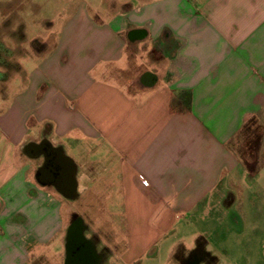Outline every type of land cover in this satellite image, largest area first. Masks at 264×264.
<instances>
[{
	"label": "crops",
	"instance_id": "1",
	"mask_svg": "<svg viewBox=\"0 0 264 264\" xmlns=\"http://www.w3.org/2000/svg\"><path fill=\"white\" fill-rule=\"evenodd\" d=\"M133 1L109 18L78 7L35 70L11 68L26 88L0 108V264L60 259L66 200L92 192L120 202L130 264L175 214L245 188L249 166L264 176V0ZM140 39L158 72L136 63ZM41 139L72 164L74 194L69 171L37 178Z\"/></svg>",
	"mask_w": 264,
	"mask_h": 264
},
{
	"label": "rangeland",
	"instance_id": "2",
	"mask_svg": "<svg viewBox=\"0 0 264 264\" xmlns=\"http://www.w3.org/2000/svg\"><path fill=\"white\" fill-rule=\"evenodd\" d=\"M188 2L192 7L200 8V0ZM9 3L16 11V16L11 19L10 25L8 23L5 25L8 8L6 4ZM129 3L137 2L133 0H0V39H3L2 41L9 48H19L21 54L14 58L15 67L29 73L37 68L43 52L50 51L55 46L66 19L74 16L78 7L79 16L92 13L91 15L94 14L99 18H109L116 8L119 9ZM145 42V39L133 42L134 45H139L136 49L135 61L142 68L158 72L159 65L154 61V53L151 57V52L146 51L149 48ZM129 65L133 67L134 63L130 62ZM129 65L126 66L125 73L129 72ZM135 80H132L133 85H136ZM122 81L126 82L124 79ZM122 81L120 80L121 83ZM133 85H125L124 88L134 91ZM25 88L24 79L16 71L11 73L10 79L8 77L0 80V108L8 107L7 102L5 103L6 97L19 94ZM101 149L103 152L99 151V153H107L104 147ZM254 169L249 168L251 172L245 188L234 187L235 193H226L225 191L228 190L222 189L220 199H206L190 212L175 214L172 228L163 232L156 239L152 249L144 253L135 264H188L189 262L264 264V176L254 173ZM93 185L97 191L100 190V183ZM88 196L86 203H83L82 198L66 200L67 208H71L73 212L78 211V216H81L87 224L101 228L99 232L101 244L112 247L120 242L124 244L127 238L120 202L115 199H103L93 192ZM111 250L112 256L107 257L108 262L105 264H125L121 257H117L118 253ZM61 252V258H55L51 264L63 263V242Z\"/></svg>",
	"mask_w": 264,
	"mask_h": 264
},
{
	"label": "flooded vegetation",
	"instance_id": "3",
	"mask_svg": "<svg viewBox=\"0 0 264 264\" xmlns=\"http://www.w3.org/2000/svg\"><path fill=\"white\" fill-rule=\"evenodd\" d=\"M6 6H8L6 9L7 17L4 23L5 25L7 23L10 25L11 19L16 16V11L12 9L10 3L6 4ZM20 31L21 29L19 28ZM2 40L0 39V80L10 78L11 68L15 66L14 58L21 54L18 47L9 48ZM37 143L27 146L29 153L33 154L36 151L43 154L41 163L36 171L37 178L45 182H54L59 181L64 175L66 176L72 166L69 161L56 149L49 148L48 143L42 139ZM100 231V227L87 224L81 216H74L66 231L62 264H105L108 262L107 257L112 256L111 249L116 252L117 248L116 246L101 244ZM137 262L135 260L130 264ZM188 264H192V262Z\"/></svg>",
	"mask_w": 264,
	"mask_h": 264
},
{
	"label": "water",
	"instance_id": "4",
	"mask_svg": "<svg viewBox=\"0 0 264 264\" xmlns=\"http://www.w3.org/2000/svg\"><path fill=\"white\" fill-rule=\"evenodd\" d=\"M139 31H133L132 32V34H137ZM146 84H150L151 83V81H150V78L147 80V82H145ZM30 146L31 145H33V144H29ZM28 145V146H29ZM65 159L67 160V161H69L68 160V158H66L65 157ZM70 162V161H69ZM71 164V163H70ZM72 165V164H71ZM74 168L71 166V169H70V171H69V174H68V177H71L72 178V182H71V192H70V194L69 195H72V193L74 194L75 193V190H76V184H77V182H76V179L74 178Z\"/></svg>",
	"mask_w": 264,
	"mask_h": 264
},
{
	"label": "trees",
	"instance_id": "5",
	"mask_svg": "<svg viewBox=\"0 0 264 264\" xmlns=\"http://www.w3.org/2000/svg\"><path fill=\"white\" fill-rule=\"evenodd\" d=\"M251 168V167H250Z\"/></svg>",
	"mask_w": 264,
	"mask_h": 264
}]
</instances>
